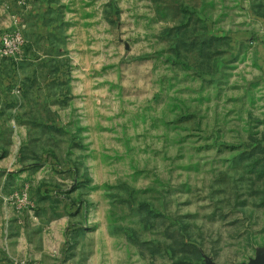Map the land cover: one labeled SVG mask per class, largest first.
<instances>
[{
  "label": "rangeland",
  "instance_id": "374dc122",
  "mask_svg": "<svg viewBox=\"0 0 264 264\" xmlns=\"http://www.w3.org/2000/svg\"><path fill=\"white\" fill-rule=\"evenodd\" d=\"M260 251L264 0H0V264Z\"/></svg>",
  "mask_w": 264,
  "mask_h": 264
},
{
  "label": "built area",
  "instance_id": "2783aa9c",
  "mask_svg": "<svg viewBox=\"0 0 264 264\" xmlns=\"http://www.w3.org/2000/svg\"><path fill=\"white\" fill-rule=\"evenodd\" d=\"M8 35H3L2 40H4L5 47L10 51L17 46L18 43H21L19 34L16 35L15 42H8Z\"/></svg>",
  "mask_w": 264,
  "mask_h": 264
},
{
  "label": "water",
  "instance_id": "95a60500",
  "mask_svg": "<svg viewBox=\"0 0 264 264\" xmlns=\"http://www.w3.org/2000/svg\"><path fill=\"white\" fill-rule=\"evenodd\" d=\"M242 264H264V251H260L258 255L250 261V263Z\"/></svg>",
  "mask_w": 264,
  "mask_h": 264
}]
</instances>
